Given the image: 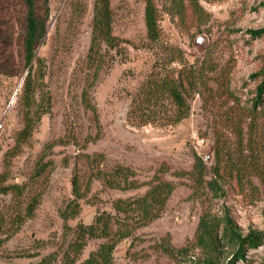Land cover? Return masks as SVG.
Here are the masks:
<instances>
[{"label":"rangeland","instance_id":"1","mask_svg":"<svg viewBox=\"0 0 264 264\" xmlns=\"http://www.w3.org/2000/svg\"><path fill=\"white\" fill-rule=\"evenodd\" d=\"M93 1L47 0L45 33L34 50L39 68L24 97L26 5L0 0V264H37L60 252L58 210L91 154L133 168L143 181L155 172L174 186L160 216L117 244L115 264H191L209 252L199 245L203 237L219 264H264L263 247L244 249L243 260L232 255L236 235L264 233V101L251 112L264 70V34L251 31L264 30V0H198L200 14L181 23L164 12L171 0H155L161 43L146 38L142 0H109L118 49L90 52ZM171 46L184 56L180 74ZM194 74L200 80L185 86L188 112L177 123L166 124L159 112L130 113L148 75L190 82ZM26 121L31 134L16 146ZM132 194L101 190L97 204L82 203L68 225L88 224ZM97 244L89 241L81 259Z\"/></svg>","mask_w":264,"mask_h":264},{"label":"trees","instance_id":"2","mask_svg":"<svg viewBox=\"0 0 264 264\" xmlns=\"http://www.w3.org/2000/svg\"><path fill=\"white\" fill-rule=\"evenodd\" d=\"M24 2L26 16L23 46L28 70L23 79L22 87L23 95L27 97V93L31 94L32 92L31 83L34 79L31 73L33 68H39L37 66L39 59L36 57L34 50L45 33V21L48 19L49 9L47 0H24ZM142 2L144 4L146 38L152 43H161L160 15L155 0H142ZM92 11L89 51L91 52L100 46L110 49L117 48L118 41L112 35L110 1L94 0ZM164 12L172 20L175 19L177 23H181L188 13L200 14L201 7L198 0H171L169 7ZM251 33L262 36L264 30H255ZM117 49L115 50L117 51ZM170 50L173 54L170 63L176 62L181 66L178 72L180 74L183 71L182 68H185L182 51L174 46H171ZM196 76L199 81L200 75L196 74ZM196 76L194 74L189 82V79H183L179 75L167 79L153 78L148 75L140 84L137 92L131 97L132 110L130 113H138V116L145 115L147 118H153L159 112L160 115H165L166 124L177 123L188 112L187 99L190 97H185V86L188 87L189 83L196 86L198 83ZM256 76L260 77L255 89V94L259 97L254 98L251 112H255L264 101V70ZM163 107L164 110L162 111ZM166 107L171 108V111L167 112ZM31 131L32 124L26 121L16 137V146L24 142L30 136ZM84 164L86 166L84 169H78L79 171L72 174L70 179L71 197L58 210V216L63 224L60 252L51 253L42 258L37 264H55L56 261L59 264H115L113 251L117 244L132 239L137 231L157 219L174 190L173 184L165 180L162 175L160 176L154 172L151 177L143 181L133 168L123 165H111L100 154L84 155ZM193 169L199 173L204 171L202 161L196 156L194 157ZM94 184L99 187L96 191L92 190ZM100 189L134 191V194L126 198L112 200L110 203L111 212H97L88 224L68 225L70 220H74L78 216L82 203L97 204V194L101 191ZM140 189H143V191L139 192ZM209 237L207 235V238ZM89 241H98V244L95 249L88 252L85 258L81 259L82 252ZM199 245L205 248L206 251L209 249V252L205 258L191 264H219L212 255L213 245L210 241L205 242L203 237L202 242L201 239L199 240ZM233 246L235 248L232 253L233 258L237 257L239 260H243L244 249H252L257 246L264 249V233H253L243 238L236 235ZM173 251V249L166 248L165 252L173 257L175 256ZM126 255L130 261L136 260L134 252L127 251ZM231 263L232 260L226 264Z\"/></svg>","mask_w":264,"mask_h":264},{"label":"built area","instance_id":"3","mask_svg":"<svg viewBox=\"0 0 264 264\" xmlns=\"http://www.w3.org/2000/svg\"><path fill=\"white\" fill-rule=\"evenodd\" d=\"M207 158H205V160H206Z\"/></svg>","mask_w":264,"mask_h":264}]
</instances>
